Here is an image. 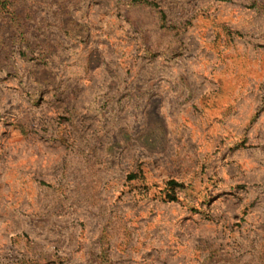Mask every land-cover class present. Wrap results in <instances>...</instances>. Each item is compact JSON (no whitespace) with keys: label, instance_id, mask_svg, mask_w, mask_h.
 Wrapping results in <instances>:
<instances>
[{"label":"rangeland","instance_id":"374dc122","mask_svg":"<svg viewBox=\"0 0 264 264\" xmlns=\"http://www.w3.org/2000/svg\"><path fill=\"white\" fill-rule=\"evenodd\" d=\"M0 264H264V0H0Z\"/></svg>","mask_w":264,"mask_h":264}]
</instances>
